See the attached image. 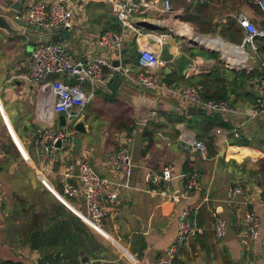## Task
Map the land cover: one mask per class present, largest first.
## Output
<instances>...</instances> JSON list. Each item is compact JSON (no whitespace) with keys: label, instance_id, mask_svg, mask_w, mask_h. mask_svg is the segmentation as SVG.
Listing matches in <instances>:
<instances>
[{"label":"crops","instance_id":"obj_1","mask_svg":"<svg viewBox=\"0 0 264 264\" xmlns=\"http://www.w3.org/2000/svg\"><path fill=\"white\" fill-rule=\"evenodd\" d=\"M235 1H232L233 12L225 14L222 21L243 33L236 15L242 12L259 20L260 13L254 4V12L250 8L236 11ZM67 3L75 13V26L70 30V37L61 42L78 59L102 54L114 63L121 58L131 77L122 78L116 92L110 85L98 87L97 92L102 103L110 106L119 103L131 110L128 118L135 125L131 130L121 128L123 118L118 116L120 129L113 130L107 125L115 119L103 116L99 110L91 111L88 106L85 117L88 131L76 132V145L71 142L67 148H59L52 164L48 165L39 151L38 141L43 121L49 117L56 123L58 115L52 114L47 93L41 91L40 83L26 79L31 50L27 38L0 35V264H160L175 242L181 213L187 207L195 208L200 231L179 247L174 264H264V118L246 122L241 126V136L230 137L228 145L224 146L218 145L215 130L236 127L238 119H225L214 113L227 127L215 126L210 133L214 142L210 144L198 131L207 121L186 111L182 114L185 106L174 97H166L173 103V110L160 111L150 122L140 123L134 105L126 99L138 93L154 95L139 91L135 81L141 68L134 33L127 34L120 55L107 53L97 41L100 34L114 31L110 28L114 15L109 1L67 0ZM180 10L174 9V14L155 13L150 22L161 29L179 19ZM194 35L182 36L191 40L203 37ZM171 37L165 45L168 65L159 73L166 84H201L220 66L217 58L205 55L212 51ZM209 37L204 38L221 40L230 47L227 52L216 48L223 51L230 64L236 66L244 62L245 56L240 50L236 51L221 37ZM10 38H14L15 44L9 42ZM186 44L190 48L184 47ZM250 54L254 63L263 61L258 48L255 54ZM225 77L230 80L231 73ZM254 80L248 87L257 94ZM240 104V108H250L255 102L243 99ZM194 139L205 142V155L193 147ZM122 144L128 147L134 165L127 177L117 175L107 163V154ZM225 146L226 152L221 155ZM232 146L242 147L244 154L236 157ZM72 162L78 166L77 175L80 164L88 162L102 176L119 185L121 203L117 211L107 214L99 229L88 222L86 191L78 177H73L71 182L79 186V194L72 198L64 195V174ZM166 165L172 166V179L166 187L157 190L151 173ZM193 170L199 172V181L194 190L188 191L186 179ZM239 184L246 190L244 195L234 193ZM163 190L180 195L181 200L172 201ZM247 210L255 211L262 219L256 239L251 238L246 229L244 214ZM214 212L227 222V235L223 240L215 235ZM65 225L77 238L73 242L65 240V250L34 245L47 235L60 236ZM84 256L89 258L86 263L82 261Z\"/></svg>","mask_w":264,"mask_h":264},{"label":"built area","instance_id":"obj_2","mask_svg":"<svg viewBox=\"0 0 264 264\" xmlns=\"http://www.w3.org/2000/svg\"><path fill=\"white\" fill-rule=\"evenodd\" d=\"M112 14L118 20L120 31H106L99 35L98 45L107 53L120 55L124 48L126 37L133 32L138 47V64L141 70L136 74L135 81L138 86L156 90V95L166 99L174 97L185 107H194L209 113H218L225 119H238L236 127L217 128L216 141L219 146L228 145L229 138L241 136V126L257 117L264 118V61L257 62L261 71L254 80L257 85L255 104L250 108L235 106L230 100L206 97L204 87L200 83L186 85H168L159 74L163 71L168 61L163 57V47L173 35L167 25L159 30H147L137 26V20L151 21L153 14H174L175 11L170 0H108ZM204 5L211 0H195ZM22 2V10L18 16L28 23L38 25L44 30L63 27L69 31L75 26V13L67 0H0V3L9 7ZM260 13V19H255L246 13H238L236 20L244 33L241 45L248 47L250 52L257 51L256 39L264 37V0H253ZM179 38L182 37L176 33ZM176 36V37H178ZM183 39V38H181ZM190 40L189 38L187 41ZM248 60L250 54L247 53ZM119 65L102 54L90 55L86 59L75 58L69 48L61 41H51L35 45L28 54L26 79L30 83H40L41 91H46L47 100L52 114H64L66 126L54 123L49 117L44 120L38 147L41 155L48 165L52 164L59 148H67L71 144L70 137L77 131L74 125L81 118L86 117L88 105L96 96L98 87L109 86L116 77L130 78V71L124 66L121 58ZM248 62V61H247ZM62 76L64 78H59ZM68 79V80H66ZM73 80V81H69ZM48 115V114H46ZM155 115V112H154ZM61 140V147L57 146ZM193 147L205 155L207 146L204 141L193 140ZM107 163L117 174L129 176L133 169V160L128 147L124 144L118 149L107 154ZM77 164L70 163L65 170L63 192L67 198L79 194V186L71 182L73 177H78L86 191L88 205V222L95 228L102 227L103 220L109 212L117 211L121 200L119 185L108 177L102 176L93 165L88 162L80 164L77 175ZM173 176L172 166L166 165L162 170L151 173V181L155 188L161 189L171 181ZM199 181V172L193 170L186 179V189L192 191ZM169 195L172 201L179 202L181 196ZM236 195H244L246 190L243 185L234 189ZM194 207L183 210L179 220V227L175 242L168 250V256L160 264H174L180 246L186 244L200 231ZM214 231L217 239L223 240L227 235V222L217 212L213 214ZM244 221L250 237L256 239L260 235L262 219L253 210H247ZM91 264H98L92 262Z\"/></svg>","mask_w":264,"mask_h":264},{"label":"rangeland","instance_id":"obj_3","mask_svg":"<svg viewBox=\"0 0 264 264\" xmlns=\"http://www.w3.org/2000/svg\"><path fill=\"white\" fill-rule=\"evenodd\" d=\"M232 1L233 0H211L210 3L206 5H201L197 3L195 0H172L173 8L175 10H178L179 8H181V10L179 11V14L181 16L179 17V19H174L175 21L173 20V22L169 23L167 27L169 30L172 31L171 33L173 34L172 36H178L175 34L181 30L182 26H190L193 29V31L199 35H208L211 37H221L227 43L234 44V45H241L243 38H244V34L242 32H239L237 30V27L235 26L232 27V30L237 37V40L235 41L229 39L228 37H224L221 33L222 31L224 32V29L227 28L226 25L229 24V22H223L222 18L224 17L225 14H229L233 12L232 8H234V6L232 7ZM235 5H236L235 9H237L236 11L251 9V11L254 12V10L252 9L253 0H236ZM205 30L212 31V33L204 32ZM2 33L4 35H7L3 31H0V35H2ZM181 38H183L184 40L188 39L185 36H182ZM181 38H179L178 36L177 39L179 40ZM9 42H11L12 44H15L14 38H10ZM0 43H1V38H0ZM184 47L190 48V46L187 44L184 45ZM29 48L31 49L32 46L29 45ZM245 50L247 53L250 54V49L248 47H246ZM214 52H216L217 54V61H218L217 63L221 67L225 66L226 69H231L232 71H238V72H241V71L253 72L258 67L257 62L254 63V60H252V58H250V60H247V57H246V61L248 62L244 61L242 63V64L246 63L244 67H236L228 62L227 58L223 54V51L215 50ZM167 54H168L167 48L166 46H164L163 47V57L165 59H166ZM126 100L127 102H130V99H126ZM88 106L90 108L89 107L87 108L91 109V111L99 110V112H101L103 116L109 117L111 119H115V122L112 121L111 124L107 125L113 130L120 129L119 127L120 122L116 118L118 116H121L123 118L121 120V123L122 122L126 123L125 130H128V127H133V125H135L134 123H132L131 121L132 119L128 118V116L131 114L130 113L131 110L129 111L128 108L123 106V104H119V103L111 105V106L108 104L106 105L105 103H102V100L98 92H96V97L93 99V101ZM70 140L72 144L76 145V142H77L76 135H73L72 137H70Z\"/></svg>","mask_w":264,"mask_h":264},{"label":"water","instance_id":"obj_4","mask_svg":"<svg viewBox=\"0 0 264 264\" xmlns=\"http://www.w3.org/2000/svg\"><path fill=\"white\" fill-rule=\"evenodd\" d=\"M23 4L22 2H18L12 4L7 7L0 3V31H3L7 35H24L28 40V45L32 46V48L40 43H47L51 41H63L70 37L71 33L68 29H64L63 27H56L52 29L44 30L38 25L30 24L25 19L18 16V12L22 10ZM137 26L143 29L149 30H159L160 27L149 22V21H139L137 22ZM192 45L198 46L202 49H208L214 52L216 49L208 48L197 41L188 40ZM31 48V49H32ZM120 63L118 60L114 61V65L118 66ZM123 82V79L120 77H116L110 83V88L113 92H116L119 85ZM139 91H146L149 94L154 95V97L145 94H135L133 96H129L130 102L136 108V119L140 123H148L154 118V112L158 113L160 111H169L174 109V105L171 101L161 98L159 96H155L156 90L146 87L144 85L139 86ZM186 111L188 115H194L200 109H196L194 107L182 108L181 113ZM57 121L60 126H66V119L64 114H59L57 117ZM74 128L77 132L86 133L88 131L87 126L85 124V117L81 118L74 125ZM61 140L58 141L57 146L61 147ZM226 152V146L223 147L221 155H224ZM57 254H60L58 252ZM89 258L84 256L82 261L84 263L88 262Z\"/></svg>","mask_w":264,"mask_h":264},{"label":"trees","instance_id":"obj_5","mask_svg":"<svg viewBox=\"0 0 264 264\" xmlns=\"http://www.w3.org/2000/svg\"><path fill=\"white\" fill-rule=\"evenodd\" d=\"M233 25L229 23L227 25V28L224 29V32L222 31V35L224 37H228L229 39L235 41L237 40L236 35L234 34L232 30ZM111 30H120V24L118 20L114 17V20L111 24ZM239 32H241L240 29H237ZM204 32L212 33V31L205 30ZM256 45L258 48V53L261 59L264 61V37L257 38L256 39ZM197 54V53H194ZM206 56L210 58H217V54L215 52H206ZM231 73V79H227L225 77V74ZM261 71L259 68H256L253 72H245V71H230L227 69H224L221 66L215 67L213 72L207 76L205 81H201V84L204 87V94L206 97L209 98H215V99H227L230 100L235 106L241 105V101L243 99H247L248 102L254 103L256 101V94L253 91H250L248 85L250 81H253L255 78H257L260 75ZM168 76V75H167ZM217 87V88H216ZM214 89V90H213ZM194 115H199L204 121H207L206 126H204L203 129H198L199 134L205 135L209 140L210 144L214 142V138L210 135L211 130L215 126H225V123L221 120V118L214 113L208 114V112L200 110ZM121 128H126V123L122 122L120 125ZM196 128V127H195ZM129 130L132 129V127H128ZM232 151L235 153V156L240 158L245 150L242 147L232 146ZM259 156H256V158ZM78 219V218H77ZM79 220V219H78ZM81 222V220H79ZM84 224L83 222H81ZM63 230V231H62ZM62 231V232H61ZM60 236L58 234H53L51 236L47 235V238L45 240L35 241L34 245H40L42 249L44 248H62L65 250L67 248V245L65 246L64 241L70 240L69 242H73L74 240L77 241L76 236H74L68 228V225L62 226ZM83 239V238H81ZM59 242H63L61 246L58 245ZM67 255H70V252L67 253ZM176 260V259H175ZM12 264V263H8Z\"/></svg>","mask_w":264,"mask_h":264},{"label":"bare ground","instance_id":"obj_6","mask_svg":"<svg viewBox=\"0 0 264 264\" xmlns=\"http://www.w3.org/2000/svg\"><path fill=\"white\" fill-rule=\"evenodd\" d=\"M177 33H179L180 35H190V36H192L193 34H196V35H199V34H197V33H195L194 31H193V29L190 27V26H182V28H181V30L180 31H178ZM196 35H194V36H196ZM199 36H203V37H195L194 38V40L193 41H197L198 43H201L202 45L204 44L205 46H207V47H212V48H220V49H224V51H230V47L227 45V44H225L224 42H221V41H219V40H215V39H213V38H211V39H207V38H204V37H209V36H204V35H199ZM210 38V37H209ZM236 51H238L239 52V50H240V53H242L243 54V56H245L244 58H242L244 61H245V58L247 57V60H248V55H247V52H246V50L243 48V47H238V46H236V45H234V44H230ZM223 46H225L226 47V49L223 47ZM244 49V50H243ZM234 50V51H235ZM235 57H238V55L236 54V56ZM240 61V60H239ZM247 62V61H246ZM245 64L246 63H244V64H242V65H236L237 67H244L245 66Z\"/></svg>","mask_w":264,"mask_h":264}]
</instances>
